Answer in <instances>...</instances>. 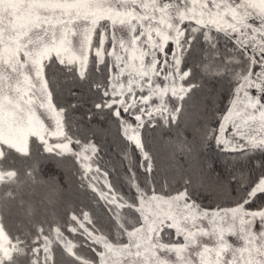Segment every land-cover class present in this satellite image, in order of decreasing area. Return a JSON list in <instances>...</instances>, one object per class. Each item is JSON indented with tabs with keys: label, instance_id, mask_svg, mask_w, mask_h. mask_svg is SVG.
I'll list each match as a JSON object with an SVG mask.
<instances>
[{
	"label": "snow or ice",
	"instance_id": "1",
	"mask_svg": "<svg viewBox=\"0 0 264 264\" xmlns=\"http://www.w3.org/2000/svg\"><path fill=\"white\" fill-rule=\"evenodd\" d=\"M194 102L204 123L197 141L178 131L177 151L214 149L234 206L202 207L188 179L161 177L142 136L179 130ZM14 153L72 158L96 211L69 216L75 239L6 231L3 185L26 183L3 166ZM122 162L128 195L109 180ZM54 243L70 264H264V0H0V264L29 249V264H55Z\"/></svg>",
	"mask_w": 264,
	"mask_h": 264
},
{
	"label": "rangeland",
	"instance_id": "2",
	"mask_svg": "<svg viewBox=\"0 0 264 264\" xmlns=\"http://www.w3.org/2000/svg\"><path fill=\"white\" fill-rule=\"evenodd\" d=\"M255 70L258 69H254V71ZM219 97L221 98V96ZM220 102L221 101L219 100V103ZM208 103L210 105L211 101H208ZM122 115L124 114L122 113ZM204 115L205 113L200 109L198 103L194 102L189 106L188 114L184 122L181 123L179 130H160L159 128H153L150 134L152 135V137H157L156 143L160 146V148L155 153L156 161H161L162 165L166 160L167 162L170 160V162L173 163L172 158H174L175 154L177 153V148L176 150H174V148L169 145V141H164L162 139V136L164 134H174L178 139L179 131L182 132V136H187L191 138L192 141H197L198 137L196 130L202 127L204 123ZM132 123H135V121L132 120ZM145 127L147 128V125ZM143 134H145V132L142 131V136ZM72 147L75 148L76 146L73 145ZM69 158L70 157L62 158L58 162V165L61 166V169H59L60 171H58L60 176L59 183L56 182L53 178L51 179L48 176V173L45 172V168L48 169V165L50 166L49 161L48 164L43 161V164L47 166L46 167L44 165V169L43 164L38 163V160H36L35 158H30L29 161L24 162L21 168L13 167L8 162H6L5 165L3 164L5 169H15L20 180L23 178V174H26V171H28L27 165L31 164L36 167L35 175H33L32 171V175L35 177V182L32 183L28 192L27 189L29 185L26 186L27 183H24L20 188H17L16 185L9 184H5V187H3L4 191L11 190L14 195H16V198H20L18 201L13 200L11 202V205L7 211V219L4 220L5 229L10 235L15 229L18 228V226H16L18 223H16L14 218V212L16 214H19V212L21 213L23 211V207L26 206V202L23 205L20 204L23 196H26L28 199L27 202L29 204V207H31L33 210L32 215L36 216L37 214V217L35 218L39 219V221L44 222L45 224H48L54 216H59V214L61 216L64 209L68 207V205H71L79 199V196L77 195V189L75 188V185L71 180L72 172L74 171V162ZM208 165L209 164L206 161V156L205 154L203 155L202 152L193 153L191 156L185 154V160H183L181 164H175L174 162L173 167L166 169L164 172L162 171L161 176H167L169 179L175 178L177 181H179V175L182 173H184L183 175L186 174L187 177H184V179H188L190 181V188L194 193L202 192L205 189L214 196V199L216 201L211 206H209L208 200H206L205 202L197 200V203L201 204L202 207L214 208L216 206V203L222 202V199L220 198L224 195H227L226 193H229V191L231 190V185H225V175H215ZM24 180L27 182L28 177L24 178ZM213 192H216L217 195H215L216 193L214 194ZM41 200L43 204L40 203ZM220 206L231 207L234 206V204H221ZM28 208L24 209V211L27 212ZM61 210L62 212H60ZM90 212L93 216L96 215V212H94L93 210H91ZM103 223H105V225L107 226L108 222L106 218L101 219L98 222V226L103 227ZM45 228L46 234H48L49 228ZM61 231L69 239H72L66 231ZM232 242L235 243V240L233 239ZM55 245L57 246V244L54 243L52 248L55 264H70V262H66L63 260L59 261V258L62 256V252L60 248L55 249ZM84 254V256H90L95 259L93 254L88 252L87 250H85ZM40 255L42 256L43 253L41 252ZM161 255L163 256L165 254L161 253ZM169 258H174V256Z\"/></svg>",
	"mask_w": 264,
	"mask_h": 264
},
{
	"label": "trees",
	"instance_id": "3",
	"mask_svg": "<svg viewBox=\"0 0 264 264\" xmlns=\"http://www.w3.org/2000/svg\"><path fill=\"white\" fill-rule=\"evenodd\" d=\"M92 71L95 73V69H92ZM103 78L106 81L107 73L104 74ZM220 96H221V98L219 97V100L221 102L219 103V100H218L217 110L222 112L225 110V105H226L227 100H228V93L227 92H221ZM71 101H72L71 97H66L64 102L69 103ZM82 111L83 110L78 111L76 113V115L80 116ZM218 123H219L218 121H215L212 126L215 127L218 125ZM143 136H145V138L148 139L150 141V143L152 142L153 146L151 145V148H152V151H153L154 157H155L156 151L160 148V146L156 143L157 137H152L151 134L150 135L143 134ZM182 137H184V136H182ZM175 138H176V136L174 134H164L162 136V139L164 141L165 140L169 141V145L172 146L174 148V150H176V144L178 142V139L177 138L175 139ZM184 138H186L187 141H192V139L187 137V136H185ZM32 139L34 140L35 138H32ZM96 143L99 144L100 141L96 140ZM30 147H31V144H30ZM202 153H203V155L205 154L207 163L208 164L212 163V165H213L211 167L212 172L215 175H218V173H220L219 176L225 175V177H226L227 174L223 173L221 171L220 165L216 162L218 159H222V157H218L217 153L212 148H209L208 150L203 151ZM101 155H104V159L106 161H112L113 164H115V161L119 160V156L116 154V150H115L114 146H111V145L108 148V154L105 155L102 152ZM134 155H135V153H134ZM66 157H68V156H65L64 158H66ZM31 158H35L36 160H38V163H41V164H43V161L48 164V161H49L50 166L48 165V169L45 168V172L48 173V176L51 179L53 178L56 182H58V183L60 182V176H59L58 171H60L59 169H61L60 168L61 166L58 165V162L60 159H62L61 157H55V156H53L51 154H47V153H43V154L33 153L31 155ZM69 159H72V158L70 157ZM136 159L137 160L139 159L138 155L136 156ZM29 160H30V158H28V157H23L19 154L14 153L9 159H5L3 164L5 165V163L8 162L13 167L21 168L22 164L26 161H29ZM172 160H173V163H171L170 160L168 162L166 160L162 165L161 161L157 162L156 159H154V163L156 165V168L159 170L160 176L162 174V171L164 172L166 169L173 167L174 162H175V164H178V163L181 164V162H183V160H185V154L180 152V151H177V153L175 154L174 158H172ZM44 165L45 164H43V169H44ZM161 167H164V168H161ZM238 167H239V165H238ZM32 168H33V165H31V164L27 165L28 170H31ZM35 173H36V167H35V170L33 171V175H35ZM126 174H127V165H126V162H122L115 172H109V178L113 182L114 187L118 188L119 190L123 191L126 195H128L129 194L128 189L123 183ZM155 174L156 173L154 172V175ZM183 174L184 173L180 174L181 176L179 175V178H178L179 181H178L176 187H180V185H182V183H183L184 177L185 178L187 177L186 174L185 175H183ZM137 175L140 176L138 169H137ZM26 177H27L26 174H23V178L21 180L25 181L24 178H26ZM161 177H164V176L162 175ZM71 178H72L71 179L72 182L75 185V188L77 189V195L79 196L78 200H76L71 205H68V207L65 208L66 210L64 209L61 216H60V214H59V216H54L53 219L48 224H45L44 222H41V221H39V219L35 218V217H37V214H36V216L32 215L33 217L32 216L31 217L26 216V211H24V209H27L29 207V204L27 202L28 201L27 197L23 196L22 200L24 201V203L26 202V206L23 207V211L21 213L19 212V214H16L14 212V218H15L16 223H18L16 225V226H18V228L15 229L11 233V235H13V236L20 235L22 238H26L30 241L31 237L36 234L35 228L32 227V223H36V224H40L44 228L45 227L52 228L55 226H60L61 230L66 231L72 239H75L72 236L73 234L68 232L66 230V227H65L69 222V216L72 213H76L77 215H79L80 211L82 209L87 210V211H91V210H93L94 212H96V211L93 208V204L95 202L92 199L93 193L91 192V190H84V189L80 188L79 168L75 164H74V171L72 172ZM26 183H27L26 186L29 185L28 189H27V192H28L33 181L31 179H28ZM3 187H5V185H3ZM234 187H235V183L233 182L231 184V190L229 191V193H226L227 195H224L220 198V199H222V202L216 203V204H219V205L231 204V203L233 204L232 197L235 195V193L233 192ZM213 193L215 194L216 192H213ZM215 195H217V193ZM193 198L196 199V201L199 200V201H203V202L208 200L209 206L213 205L214 202H216L214 199V196L211 193H209V191H207L205 189L202 192H196ZM19 199L20 198H16L15 201H18ZM46 200H47V198H46ZM40 203L43 204L42 200L40 201ZM246 207L255 208L256 205L252 204V205H247ZM60 212H62V210ZM6 219H7V212L5 213V219L4 220H6ZM30 221H31V223H30ZM103 225H104L103 227H100V226H98V223H97V226L99 228H101V230H104L106 227L105 223H103ZM45 234H46V228H45ZM58 248H60L61 252H62V256L59 258V261L63 260L66 262H70L69 259L66 257L65 253L63 252L62 247L58 244H57V246L55 245V249H58ZM78 250L81 251L82 255H85L84 249H78ZM31 258L32 257H31L30 249H29V254L26 256H20V257L14 256V259L17 260V264H29V261Z\"/></svg>",
	"mask_w": 264,
	"mask_h": 264
}]
</instances>
